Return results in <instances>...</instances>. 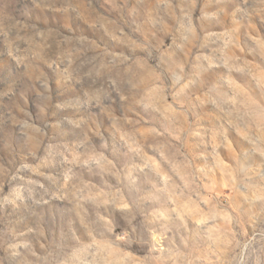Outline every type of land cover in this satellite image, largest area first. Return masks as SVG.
<instances>
[{
    "label": "rangeland",
    "instance_id": "374dc122",
    "mask_svg": "<svg viewBox=\"0 0 264 264\" xmlns=\"http://www.w3.org/2000/svg\"><path fill=\"white\" fill-rule=\"evenodd\" d=\"M0 264H264V0H0Z\"/></svg>",
    "mask_w": 264,
    "mask_h": 264
}]
</instances>
